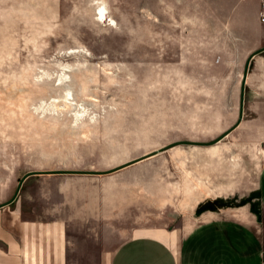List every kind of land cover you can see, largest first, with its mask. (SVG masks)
<instances>
[{"label":"rangeland","instance_id":"rangeland-1","mask_svg":"<svg viewBox=\"0 0 264 264\" xmlns=\"http://www.w3.org/2000/svg\"><path fill=\"white\" fill-rule=\"evenodd\" d=\"M154 2L0 0V201L69 221L71 264L245 206L264 230L254 66Z\"/></svg>","mask_w":264,"mask_h":264},{"label":"crops","instance_id":"crops-1","mask_svg":"<svg viewBox=\"0 0 264 264\" xmlns=\"http://www.w3.org/2000/svg\"><path fill=\"white\" fill-rule=\"evenodd\" d=\"M154 3L167 21L178 19L180 13L187 20L180 27L189 30L198 44L215 46L221 53L237 52L244 62L252 57V97L264 100V0ZM253 83L263 86L258 89ZM252 110L261 115L256 107ZM260 182L264 218V168ZM210 214L206 221L190 222L172 231L146 234L149 230H138L140 235H133L113 253L99 252L96 264H264V230L250 206L241 208L235 218ZM70 231V222L63 218L32 215L23 203L11 198L0 201V264H71L70 254H79V250Z\"/></svg>","mask_w":264,"mask_h":264},{"label":"water","instance_id":"water-1","mask_svg":"<svg viewBox=\"0 0 264 264\" xmlns=\"http://www.w3.org/2000/svg\"><path fill=\"white\" fill-rule=\"evenodd\" d=\"M259 53H260V52H259ZM256 54H258V53H256ZM251 58H252V57H250V58L248 59V61H247V63H246V66H249V63H250V61H251ZM245 83H246V75H244V80H243V87H242V89H243V97H242V99H241L240 119H239V122H238L237 126L240 124V122H241V120H242V118H243ZM166 149H167V148L162 149V150H160V151H155V152H153V153H151V154H148V155H145V156H143V157H140V158H138V159H136V160H134V161H132V162L126 164V165L123 166L122 168H125V167H127V166H132V165H135V164H138V163L144 162V161H146V160H148V159H151V158L157 156V154H159L160 152L165 151Z\"/></svg>","mask_w":264,"mask_h":264},{"label":"bare ground","instance_id":"bare-ground-1","mask_svg":"<svg viewBox=\"0 0 264 264\" xmlns=\"http://www.w3.org/2000/svg\"><path fill=\"white\" fill-rule=\"evenodd\" d=\"M106 14H107V12H106V8L105 7H99L98 8V16L102 19V20H104L105 19V17H106ZM104 22V21H103ZM114 25V24H113ZM72 54V53H71ZM70 93L67 95L68 97H70ZM63 104V103H62ZM67 105V104H66ZM80 117H82L81 116V114L79 115V114H77L76 115V118L78 119L79 118V120H80Z\"/></svg>","mask_w":264,"mask_h":264}]
</instances>
